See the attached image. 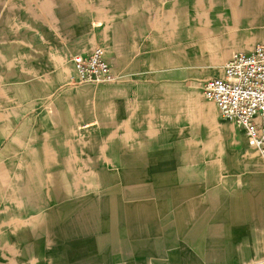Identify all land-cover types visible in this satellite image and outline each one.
I'll return each instance as SVG.
<instances>
[{
	"label": "crops",
	"instance_id": "obj_1",
	"mask_svg": "<svg viewBox=\"0 0 264 264\" xmlns=\"http://www.w3.org/2000/svg\"><path fill=\"white\" fill-rule=\"evenodd\" d=\"M258 43L264 0H0V264H264V160L197 98Z\"/></svg>",
	"mask_w": 264,
	"mask_h": 264
},
{
	"label": "built area",
	"instance_id": "obj_2",
	"mask_svg": "<svg viewBox=\"0 0 264 264\" xmlns=\"http://www.w3.org/2000/svg\"><path fill=\"white\" fill-rule=\"evenodd\" d=\"M72 60L73 84L107 83L117 78L100 45L73 55ZM201 92L222 118L243 131L247 145L264 160V43L251 51L232 52L222 76L204 81Z\"/></svg>",
	"mask_w": 264,
	"mask_h": 264
},
{
	"label": "rangeland",
	"instance_id": "obj_3",
	"mask_svg": "<svg viewBox=\"0 0 264 264\" xmlns=\"http://www.w3.org/2000/svg\"><path fill=\"white\" fill-rule=\"evenodd\" d=\"M198 94L197 98L198 99H202V95H201V88H198ZM194 252L196 253L197 257H196V264H203L200 260L201 257L202 259L204 258L205 254L208 253V248H181L180 250V257H182V259H186L188 257H192L194 255Z\"/></svg>",
	"mask_w": 264,
	"mask_h": 264
}]
</instances>
